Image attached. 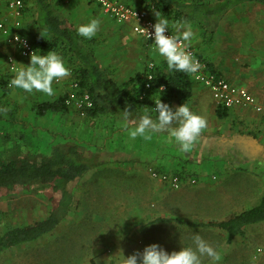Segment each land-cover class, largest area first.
<instances>
[{
  "label": "crops",
  "instance_id": "0c3cea01",
  "mask_svg": "<svg viewBox=\"0 0 264 264\" xmlns=\"http://www.w3.org/2000/svg\"><path fill=\"white\" fill-rule=\"evenodd\" d=\"M118 1L138 9H143L148 3V0ZM181 1L188 6L199 4L211 6L225 2V0ZM49 2L52 7L57 4L58 9L56 10L75 29L78 24L86 22L89 18L99 19L100 27L96 34L99 40L97 42L100 41L101 44L113 43L117 46L114 48L124 49L123 44L126 41H129V44L135 41L137 44L132 43L130 45L140 44L149 56L156 55L158 61L156 64L164 60L163 57L160 59L155 45L133 32L131 22H116L112 17L103 13L96 3L90 0H49ZM31 3L34 4V2L28 0L24 2L21 24L20 27L16 28L13 25L14 19L7 9L6 0H0V21H3L11 31L21 32L35 43L37 37L49 38L50 34L46 33L35 22L37 10L35 4L31 8ZM145 12L152 19H156L154 13L157 12L155 10ZM164 17L168 19L169 27L174 32V24L178 22L190 24L196 35L189 45L206 62L208 70L216 72L232 84L245 87L264 110V3L252 0L233 3L221 15H208L200 23L194 19L175 21L168 16ZM80 37L83 40V37ZM105 38H109V40L103 42ZM95 43L91 42V45L88 46L83 44L93 52L97 47L95 46L97 43ZM36 46L38 45L36 44ZM8 56L14 58L17 67H23V64L26 65L29 62V58H22L16 46L7 42L0 34V85L11 77L13 78L14 75L13 71L8 70L6 62ZM98 62L101 68L107 64L108 69L114 73L113 80L117 85L128 82L136 73H144L148 67L141 68V66H137L138 62L135 59L131 61L119 58L115 61L107 62L98 57ZM121 66L123 68L120 72L128 73V78L126 77V79H117L119 71L116 68ZM68 76L61 78L59 82H53L54 98L38 92V96L42 98L39 102H37L39 99L34 100L36 95L32 93L30 94L32 100L25 99L24 94L15 91V87L6 92L0 91V161L29 152L26 150L28 145L24 141L26 138L27 143L34 144V146H30L32 149L34 147L47 146V144L38 142V138L42 135L40 133L42 129L40 128L37 134L33 133L36 125L33 123L27 124L26 116L31 119H40V117H48L56 113V127L53 128L52 126L51 138L54 143L51 151L57 145L76 144L77 142L72 139L75 132L80 133V135H77L80 138L78 141H82L81 137L88 132V127L85 128L78 122L73 123L76 120L73 113L81 116L75 110V107L69 106L71 110L68 108L65 111H47L43 115L37 113L38 103L54 101L59 97V94L66 92L67 85L71 84L72 81ZM192 81L191 96L187 101V105L191 111L205 116L207 119V128L202 131L199 143L195 144L189 151L181 152L174 143L169 142L167 132L151 133L152 138L150 140H145L140 136L132 140L129 139L127 130L123 126L124 122L121 119V113L99 114L88 119L89 121L96 119L98 122V128H100L98 130L101 131L98 137L100 142L97 144L99 150L102 154L112 152L113 155V157L108 158L113 161V165H102V167L123 170L120 172V177L130 180V184L124 185L130 187L129 195L137 194L135 189L140 188L138 180H149L153 186L152 183L154 181L149 177V173L147 174L146 171L145 173L142 172L143 174L141 173V165L148 167L151 165L162 172L182 174L186 177L195 178L196 183L199 182V175L210 169L213 171L210 179H216L218 174H223V180H229L225 184L228 194H234L232 196L239 194L240 202H251L247 207L239 211L247 209L255 205L264 192V111L257 112L251 106L233 107L223 108L221 115H219L218 109L221 107L212 98L209 89L193 79ZM144 111L145 109H141L142 113ZM150 116L153 119L156 117L154 114ZM58 118H61V122L64 120L65 123L60 124V119ZM130 118L134 119L136 117ZM36 127L39 128V124ZM19 141L21 144H19ZM35 150H38L37 152L40 151V149ZM103 161L105 162L106 159H103ZM210 179H203L200 185L203 186ZM73 185L69 188L72 196ZM154 185L156 194L160 195L154 200H158L162 204L163 200L167 198V196L163 195L164 188L157 181L154 182ZM189 187L190 184L185 182L179 189L184 190ZM30 189L0 196V214L5 221L11 218L9 217L10 211L15 209L17 212L20 211V214H18L20 217L28 220L31 217L33 218L32 221H27L22 225L30 224L48 215L50 204L47 197L44 196L41 189L33 188L32 192ZM166 189L165 187V191ZM17 194H19V197L20 195L21 197L23 196L24 199L22 201L16 199L17 204L16 208H14V205L12 206L13 198ZM233 201L239 202L235 198H231L229 202ZM136 204L134 205L131 201L132 207L136 208ZM261 222L264 223V220ZM1 228L0 236L7 229L0 224ZM91 252L95 254V252Z\"/></svg>",
  "mask_w": 264,
  "mask_h": 264
},
{
  "label": "rangeland",
  "instance_id": "374dc122",
  "mask_svg": "<svg viewBox=\"0 0 264 264\" xmlns=\"http://www.w3.org/2000/svg\"><path fill=\"white\" fill-rule=\"evenodd\" d=\"M33 5L31 3V8ZM56 5L53 6L58 9ZM97 40H99L97 35L91 38L90 41L84 37L82 40L87 46L91 45V42L97 43H95V46L98 48L96 47L93 51L97 55L96 57L94 54L97 62L98 57L107 62L119 58L131 61L135 59L138 62L137 66L139 65L141 68L147 67L149 63L156 64L158 62L156 55L149 56L140 44L130 45L132 43L137 44L135 41L130 44L129 41H126L123 44L124 50L114 48L117 46L113 43L101 44ZM108 40L109 38H105L103 42ZM59 54L70 69L68 77L72 79L71 69L79 63L69 51L65 54L61 52ZM15 65L17 66L16 61ZM103 66L108 76L113 79L114 73L108 69L107 64ZM122 68L123 66L116 68L119 71L117 79H126L128 76V73L120 72ZM8 70L12 71L9 69V65ZM11 79L12 77L6 83L0 85L1 92L13 88L10 83ZM67 89H70V83L67 85ZM67 89L65 93L59 94L58 98L64 97L65 99ZM15 91L24 94L25 99L32 100L30 94L22 89L16 88ZM32 94L36 95L34 100L39 99L37 102L42 100L35 90ZM50 97L54 98V95ZM69 109L71 110V108ZM73 115L76 119L73 123L78 122L81 126L88 127V132L82 135V141H78L80 139L77 136L80 135L78 132H75L72 139L77 142V146L84 151L90 161L95 163V166L73 185V196L71 197L72 202L69 211L58 226L52 232L35 241L0 250V264H123L122 255L127 257L142 251L146 245L151 243L162 246L168 252L179 250L182 246L195 249L193 239L195 235H199L216 251L221 253V260L217 264H250V257L254 255L257 257L255 264H264V253L256 252L257 247L264 248V223L262 222L247 226L244 234L237 236L231 244L224 242V234L219 230L199 229L177 223L152 222L160 216H173L187 221L223 219L247 207L251 203L250 201L240 202L239 194L232 196L234 194L227 193L225 184L229 180H223V174H218L216 179H210L213 171L208 169L207 172L199 175V182H195L197 185L195 183L190 184V187L184 190H173L165 183L149 176L164 188L163 195L167 198L163 200L162 204L158 200H154L160 195L156 194L154 190V182L152 186L149 180H138L140 188L135 189L137 194L129 195L130 187L124 185L130 184V180L120 177V172L123 170L102 167V165H113V161L108 159L113 155L112 152H109L110 154L103 153L105 154L103 156L99 150L97 144L100 142L98 137L101 131L98 130L100 128H98L97 120L89 121L88 118L82 115L79 116L77 113H73ZM55 118L56 113H53L52 116L40 117V119H31L26 116L27 124L33 123L36 126L39 124V128L34 126L33 133L37 134V131L41 128L40 133L42 135L38 138V142L47 144V146L32 149L30 146H34V144L27 143L26 138L24 141L28 145L26 150L29 152L22 153L20 156L30 155L31 157L40 158L52 152L54 141L51 135L52 126L53 128L56 127L57 118ZM58 119H60V124L65 123L64 120L61 122V118ZM48 143H50L49 147ZM19 144H21L20 141ZM35 149H40V151L37 152L38 150ZM103 159H106V161L104 162ZM147 167L141 165V173L146 171L148 174V168H154L151 165ZM205 178L210 180L206 181L203 186L200 185ZM165 187L167 188L166 191ZM33 188L39 189L37 186H33ZM32 189H30L31 192ZM19 194L13 198L12 206L14 205V208L17 204L16 199L21 201L24 199L21 195L19 197ZM231 198H235L239 202L233 201L230 203ZM131 201L134 205L137 203L136 208L132 207ZM18 214H20V211L17 212L16 209L10 211L9 217L11 218L7 221L0 214V224L6 229L33 220L32 217L28 220ZM144 222L150 223L145 225ZM92 254L94 256L91 257ZM201 264H212V262L205 255L201 257Z\"/></svg>",
  "mask_w": 264,
  "mask_h": 264
},
{
  "label": "trees",
  "instance_id": "16d2710c",
  "mask_svg": "<svg viewBox=\"0 0 264 264\" xmlns=\"http://www.w3.org/2000/svg\"><path fill=\"white\" fill-rule=\"evenodd\" d=\"M25 1L27 0H23ZM28 1L34 2L36 7L35 22L50 34L49 38L40 36L35 39L37 51L54 50L64 54L69 51L79 63L71 72L72 80L78 84L79 93L87 92L92 101V106L85 109V117L122 113L126 106L133 118L143 114L141 109H147L149 115L156 116L152 108L155 106L153 100L158 95L160 100L169 104L173 110L182 103L187 104L193 83L190 73L169 72L163 60L159 64H153L151 69L147 67L144 73H136L128 82L117 85L100 67L94 53L83 44L76 29L51 6L49 0ZM240 1L246 0H225L222 4L211 6H188L181 0H148L143 9L155 10L175 21L194 19L200 23L208 15H221L231 4ZM252 1L264 3V0ZM147 73H151L148 80ZM146 83L149 84L148 87ZM161 86L163 92H159ZM68 108L64 97H61L54 101L38 103L37 113L43 115L47 111H65ZM221 111L223 108L218 109L219 115ZM94 166L95 163L90 161L76 144L57 145L49 155L40 158L24 155L0 161V196L37 186L50 204V211L45 218L7 228L0 236V250L35 241L56 228L68 213L72 202L69 188ZM263 220L264 192L255 205L223 219L187 221L172 216H160L152 222L219 230L224 234V242L230 244L236 236L244 234L247 226Z\"/></svg>",
  "mask_w": 264,
  "mask_h": 264
},
{
  "label": "clouds",
  "instance_id": "9594fccd",
  "mask_svg": "<svg viewBox=\"0 0 264 264\" xmlns=\"http://www.w3.org/2000/svg\"><path fill=\"white\" fill-rule=\"evenodd\" d=\"M155 14V22L152 25L153 31L149 33L145 28L141 33L147 39L149 36L155 45L158 54L164 58L169 72L178 71L184 73H196L201 65L186 49L195 37V32L190 24L178 22L173 25L175 34H165L169 29V21L166 17ZM100 27V20L89 18L86 22L80 23L76 27L77 34L86 39L93 38ZM17 41L20 37H15ZM186 42L179 46V42ZM23 64V63H22ZM23 67L13 69V78L10 83L13 87L20 88L31 94L33 91L42 92L48 96L54 95L52 87L53 81L70 74V69L62 56L54 51L46 52L31 51L28 64ZM161 86L159 92H163ZM152 111L156 113L153 119L146 109L143 114L136 118H130L132 113L126 106L121 113L123 126L127 130L129 139L143 137L150 140L151 133L167 132L169 142L174 143L181 152L189 151L195 144L200 142L201 133L207 128L205 116L190 110L185 103L180 104L173 110L169 104L162 102L159 95L153 100ZM175 125V126H174ZM151 222V221H150ZM148 222V223H150ZM148 223H145L147 225ZM195 249L191 247H181L179 250L171 252L156 244L146 245L142 251L123 258V264H201V257L207 256L212 264H217L221 260V253L216 251L209 243L199 235L193 237ZM257 253H264V248L257 247ZM257 257H250V264H255Z\"/></svg>",
  "mask_w": 264,
  "mask_h": 264
},
{
  "label": "built area",
  "instance_id": "2783aa9c",
  "mask_svg": "<svg viewBox=\"0 0 264 264\" xmlns=\"http://www.w3.org/2000/svg\"><path fill=\"white\" fill-rule=\"evenodd\" d=\"M90 1L96 3L101 8L103 13L112 17L116 22H131V28L133 32L154 45L151 36H149V39H147L141 34L144 31L143 28L151 33L153 31L152 25L155 22V20L148 16L143 9L126 5L118 0ZM6 4L9 14L14 19V27H20L21 16L24 8L23 0H6ZM0 34L7 42L16 46L19 55L22 58H29L31 51H37L36 45L27 35L21 32L11 31V29L3 21H0ZM165 34L173 35L175 32L169 27L168 33L166 31ZM17 36L20 37L19 41L15 39ZM185 43L186 42L184 41H180L179 46H183ZM186 50L190 52L201 65V68L196 73H190L191 78L197 83H200L201 85L208 88L212 98L221 108L228 109L233 107L251 106L257 112L264 111L263 107L257 103L255 97L245 87L232 84L216 72L209 71L206 62L197 55L194 48H192L190 45ZM6 59L10 70L13 71L14 68H17L15 65V60L12 56H8ZM152 67L153 64L149 63L148 69H151ZM146 78L147 80L150 79L151 73H147ZM54 81L57 82L56 80ZM148 86L149 84L146 83V87ZM64 103L67 106L75 107L82 116L85 115V109L92 106V101L89 97V94L87 92L79 93L78 84L75 80L71 81L70 89L67 92ZM148 172L151 178L165 183L172 189H179L185 182H188L189 184L196 182L195 178L186 177L182 174L166 173L155 168H148Z\"/></svg>",
  "mask_w": 264,
  "mask_h": 264
}]
</instances>
